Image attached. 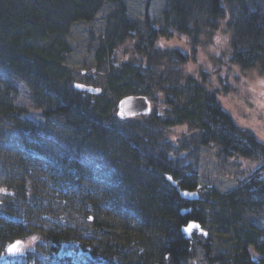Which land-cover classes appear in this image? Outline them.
Returning <instances> with one entry per match:
<instances>
[{
    "label": "trees",
    "instance_id": "trees-1",
    "mask_svg": "<svg viewBox=\"0 0 264 264\" xmlns=\"http://www.w3.org/2000/svg\"><path fill=\"white\" fill-rule=\"evenodd\" d=\"M107 2L116 10L95 52L97 70L106 73L105 88L91 94L77 87L59 44L49 40L76 22L93 21ZM161 17L158 25L147 9L145 34L136 40L139 23L125 0H0V71L27 82L47 119L63 116L77 136L114 141L136 168L114 185L116 200L103 196L114 218L93 226L55 215L38 193H16L17 202L9 196L0 214V264H185L195 247V238L183 233L189 221L211 229L203 245L209 264H264V144L222 107L220 91L210 83L213 66L186 72L189 54L160 46V39L179 35L195 49L224 27L228 62L264 75V0H165ZM132 39L135 62L115 59L118 46ZM83 80V86L100 85L92 74ZM15 91L12 84L0 87V124L14 123L9 142L26 152L28 169L48 172L57 203L76 205L82 199L77 167L68 155L52 160L44 152L42 130L21 119L26 111L13 104ZM128 96L146 97L154 110L119 117V104ZM182 126L187 131L177 138L167 134ZM208 148H218L225 161L248 158L260 165L227 192L212 182L201 186L199 159ZM167 176L182 190L201 187L200 200H183ZM122 196L129 201L123 204ZM81 207L87 215L90 204ZM190 208L183 217L182 210ZM108 229H115V239ZM18 239L28 240L29 247L9 257L6 247Z\"/></svg>",
    "mask_w": 264,
    "mask_h": 264
},
{
    "label": "rangeland",
    "instance_id": "rangeland-1",
    "mask_svg": "<svg viewBox=\"0 0 264 264\" xmlns=\"http://www.w3.org/2000/svg\"><path fill=\"white\" fill-rule=\"evenodd\" d=\"M125 2L128 5L129 15L139 23L140 33L135 37L136 40L145 34L143 25L147 9L155 23L163 24L161 13L165 8V0H125ZM115 10L116 4L107 2L93 21L76 22L71 25L66 34L51 36L49 40L56 46L59 44V48L64 53V64L73 70L72 75L76 83H85L83 76L87 74H92L98 79L100 85L95 88L98 90L97 93L105 88L106 73L97 70L95 52L103 37L107 18ZM229 40L230 36L222 27L215 31L208 41L204 39L202 46L195 49L190 45L187 37L179 35L160 39V46L178 48L189 54L190 61L184 66L186 72L196 71L203 66L211 69L210 66H213L210 83H213L214 88L219 89L222 107L242 128L251 130L264 144V75L258 69L246 70L231 65L228 62ZM133 43L132 39L120 44L114 53L115 59L120 62L125 60L135 62L137 57L134 54ZM9 77L23 82L27 88L19 89ZM10 84L14 85L16 90L11 96L13 104L26 111L21 119L32 122L42 130V137L45 139L44 152L52 160L68 155L72 165L77 167L82 184V199L76 205L72 201L56 202V192L48 184V172L41 170L40 167L28 169L30 161L27 163L29 159L25 156L26 152L17 145L19 143H10L8 140L9 135L14 133V123L5 119L4 123L0 124V214L6 211L9 196L13 195L17 202L16 193H25L30 197L38 193L50 201L51 210L55 215L80 220L86 226H93L96 222L114 218V214L113 217L111 216L110 207L105 206L103 196L109 194L110 201L116 200L114 185L123 180L126 172L136 173V168L127 161L114 141L100 143L93 138L77 136L63 116L47 119L44 115L45 108L34 101L32 89L27 82L18 75L0 71L1 89L6 90L7 85ZM225 86L228 87L227 90ZM28 103H31L32 108L27 107ZM153 110L150 104L146 115ZM133 116L138 117L137 115L130 117ZM181 131H187V127L173 128L167 134L177 138ZM218 156V148L202 150L198 166L199 185L203 186L212 182L221 191L227 192L238 185L237 179L247 177L260 165L259 161L248 158H230L225 161L222 156V158ZM128 197L133 198L132 195ZM120 201L125 204L129 200L122 196ZM87 203L90 204L89 209L86 210L88 214L82 216L81 206ZM113 222V228L117 229V222ZM115 229L108 230L113 232ZM204 229L211 235L209 226ZM114 234L116 233L113 232L111 235L113 239H115ZM192 237L195 238V247L191 258L185 264H209L203 248L208 237L199 233H194ZM25 242L27 245L24 251L29 247L28 240ZM30 245L32 246V243Z\"/></svg>",
    "mask_w": 264,
    "mask_h": 264
},
{
    "label": "water",
    "instance_id": "water-1",
    "mask_svg": "<svg viewBox=\"0 0 264 264\" xmlns=\"http://www.w3.org/2000/svg\"><path fill=\"white\" fill-rule=\"evenodd\" d=\"M79 88L84 90H88L91 94H97L98 90L93 87H84L82 85H78ZM149 110V102L146 97L143 96H128L121 100L118 108L119 117H129L131 115H139ZM167 180L172 184L173 187L177 189L180 196L184 199H187L189 202H196L200 200L199 191H187L182 190L179 186V183L175 181L171 176H167ZM186 211L191 212L192 208L182 210V213ZM190 229V231L188 230ZM198 231L199 234L208 237V232L201 226L198 222H191L187 226L183 227V233L186 235L187 239L192 238V234L194 231ZM24 243L20 240L13 242L8 248L7 252L9 255H15L21 252Z\"/></svg>",
    "mask_w": 264,
    "mask_h": 264
},
{
    "label": "bare ground",
    "instance_id": "bare-ground-1",
    "mask_svg": "<svg viewBox=\"0 0 264 264\" xmlns=\"http://www.w3.org/2000/svg\"><path fill=\"white\" fill-rule=\"evenodd\" d=\"M10 78V80L11 81H13L15 84H16V86L19 88V89H23V88H27V86L23 83V82H21V81H18L16 78H13V77H9ZM78 85H82V84H78ZM83 86V85H82ZM84 87H91V86H84ZM28 91V90H27ZM86 91V90H85ZM88 91V90H87ZM149 102V101H148ZM30 104L31 103H28V105H27V107H29V108H32V106H30ZM149 109H150V102H149ZM149 111V110H148ZM148 111H146V112H144V113H141V114H139V115H142V114H144V115H146L147 114V112ZM182 198V197H181ZM183 200H185V201H188L187 199H184V198H182ZM190 212L189 211H186L185 213H182L181 212V215L183 216V217H185L187 214H189ZM191 222H195V221H189L185 226H187L188 224H190ZM184 226V227H185Z\"/></svg>",
    "mask_w": 264,
    "mask_h": 264
},
{
    "label": "snow or ice",
    "instance_id": "snow-or-ice-1",
    "mask_svg": "<svg viewBox=\"0 0 264 264\" xmlns=\"http://www.w3.org/2000/svg\"><path fill=\"white\" fill-rule=\"evenodd\" d=\"M190 231V229H188Z\"/></svg>",
    "mask_w": 264,
    "mask_h": 264
}]
</instances>
